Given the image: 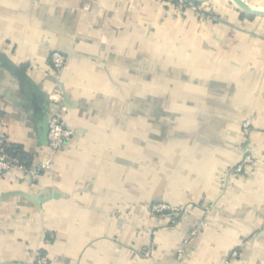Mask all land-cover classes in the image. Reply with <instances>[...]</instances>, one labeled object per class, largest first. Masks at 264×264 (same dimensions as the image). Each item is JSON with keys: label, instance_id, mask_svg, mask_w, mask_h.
Here are the masks:
<instances>
[{"label": "crops", "instance_id": "1", "mask_svg": "<svg viewBox=\"0 0 264 264\" xmlns=\"http://www.w3.org/2000/svg\"><path fill=\"white\" fill-rule=\"evenodd\" d=\"M200 4L0 0V146L51 163L0 177V264H264V17ZM45 111L72 132L54 154Z\"/></svg>", "mask_w": 264, "mask_h": 264}, {"label": "built area", "instance_id": "2", "mask_svg": "<svg viewBox=\"0 0 264 264\" xmlns=\"http://www.w3.org/2000/svg\"><path fill=\"white\" fill-rule=\"evenodd\" d=\"M165 6L175 7L177 9L189 10L194 14L201 15V4L186 0H158ZM66 63V55L59 51H54L50 56V66L55 71H60ZM250 122L248 120L242 123V133L244 135L249 134ZM72 137V132L66 127L64 116L57 112H52L48 114L47 117V146L51 154L56 153L62 147L66 146ZM257 163L256 157L251 153H245L241 159L234 165L226 168L223 172L222 181L225 182L228 178L246 175L249 176V170ZM51 167V163H42L38 168L24 169L20 166L15 165L11 160L7 159L5 156H0V177H2L6 172L14 168H22L25 172L30 175H35L39 171L47 170ZM179 207H175L163 202H155L150 205V211L155 215H168L172 218L180 212ZM181 249L177 253V263L179 264V256L181 254ZM232 256H236V252H232ZM30 264H48V257L42 252H38L34 261Z\"/></svg>", "mask_w": 264, "mask_h": 264}, {"label": "trees", "instance_id": "3", "mask_svg": "<svg viewBox=\"0 0 264 264\" xmlns=\"http://www.w3.org/2000/svg\"><path fill=\"white\" fill-rule=\"evenodd\" d=\"M243 16L244 15L241 14V17ZM248 17L251 18L250 16ZM0 156H5L7 159L11 160L15 165L20 166L24 169L32 168V155L24 151L21 146H18L16 144L2 142L0 146Z\"/></svg>", "mask_w": 264, "mask_h": 264}, {"label": "water", "instance_id": "4", "mask_svg": "<svg viewBox=\"0 0 264 264\" xmlns=\"http://www.w3.org/2000/svg\"><path fill=\"white\" fill-rule=\"evenodd\" d=\"M186 1H190V2L200 4V3H205V2L210 1V0H186ZM231 1L238 8V10H240L242 13H244L248 16L264 17V9L252 7L248 3H246L244 0H231ZM46 113L47 112L45 111L44 115L41 119V121L43 123L42 124L43 130L40 131V134H39L40 138H45L44 142L46 141V133H47V123H46L47 115H46Z\"/></svg>", "mask_w": 264, "mask_h": 264}]
</instances>
